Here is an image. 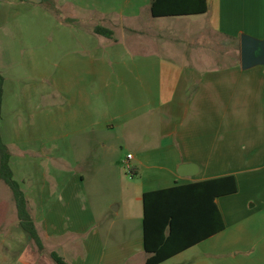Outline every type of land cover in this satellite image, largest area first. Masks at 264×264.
Listing matches in <instances>:
<instances>
[{
    "label": "crops",
    "instance_id": "obj_1",
    "mask_svg": "<svg viewBox=\"0 0 264 264\" xmlns=\"http://www.w3.org/2000/svg\"><path fill=\"white\" fill-rule=\"evenodd\" d=\"M63 1L89 31L63 37L61 53L54 42L66 61L60 102L33 114L27 95L21 128L10 117L21 97L3 74L0 130L45 245L21 230V249L12 232L13 264H56L53 252L68 264H147L146 226L172 253L158 264H264V65L242 67V35L264 40V0ZM210 37H226L232 64H204ZM53 90L29 94L46 105ZM86 161L90 180L129 197L121 239L113 216L124 204L98 216L77 170ZM183 163L198 173L180 176ZM227 175L238 190L214 192ZM100 219L111 220L104 233Z\"/></svg>",
    "mask_w": 264,
    "mask_h": 264
},
{
    "label": "rangeland",
    "instance_id": "obj_2",
    "mask_svg": "<svg viewBox=\"0 0 264 264\" xmlns=\"http://www.w3.org/2000/svg\"><path fill=\"white\" fill-rule=\"evenodd\" d=\"M71 11L73 12L70 7L65 6L63 0H43L39 4L26 0H0V70L8 80L13 81L17 88V96L22 99L19 100L22 102L21 105L18 102L17 109L14 111L12 108L10 115L12 119L19 121L21 128L25 127L26 116L22 114V111L28 106L25 100L27 95L32 98L33 111L31 113L33 114L37 111L48 110L60 102V92L55 90L56 86L60 85L58 84L59 76H57L58 57H61L60 69H62L61 64L66 61L62 59V55L59 56L58 47H55L54 42L60 38L61 53L66 46L63 37L78 38L89 31L78 22L70 24L73 21V18L69 17ZM80 20L83 21V18ZM177 33V35L180 34L179 30ZM72 45L69 43L68 48ZM206 46L209 47L207 51L209 59L205 60L204 64L209 66L232 64L233 48L227 42L226 37H220L218 40L210 37ZM40 56L42 60L39 59ZM50 88L54 89L48 98L50 104H38L34 96L29 94L36 92L37 95ZM28 125L31 128V124ZM127 153L128 150L125 147L118 148L113 158L124 160ZM52 163L54 164V161ZM87 164V161L85 165L84 162H80L77 170L86 176L88 198L92 201L98 216L110 211V203L116 200L115 198L124 204L122 211L113 216L116 229L120 232V235L117 232V238L121 239L123 236L120 226L125 203L129 197L127 195L122 197L123 188L105 187L103 182L97 186L90 180V173L84 171ZM18 220L14 193L0 178V264H13L15 261L16 254L9 249V238L12 232L16 233L19 245L22 244L21 249L25 245L24 240L26 239L21 236L23 229L19 226ZM110 221L108 219L98 221V227L103 233Z\"/></svg>",
    "mask_w": 264,
    "mask_h": 264
},
{
    "label": "trees",
    "instance_id": "obj_3",
    "mask_svg": "<svg viewBox=\"0 0 264 264\" xmlns=\"http://www.w3.org/2000/svg\"><path fill=\"white\" fill-rule=\"evenodd\" d=\"M98 33L113 36L114 33L110 29H105L102 27L97 28ZM4 84H5V76L0 71V116L3 110V98H4ZM11 152L9 150L8 145L5 143L1 130H0V178L12 189L16 201L18 218L20 221V226L23 229L24 233L26 234L28 240L32 242L38 249L40 253L45 252V245L41 238L38 226L33 218L29 201L26 197L25 191L22 188L21 184L15 179L14 171L11 166ZM214 181H218L215 186H213L214 192L221 194H231L238 190L237 183L235 180L234 175H227L217 179ZM163 191L168 190H159V191H152L145 194V196H149L155 193H161ZM147 225V221H146ZM146 238V250L150 253H154L155 255L148 259L147 264H158L164 260H167L172 256L170 250L166 249L161 252L162 247L160 250L158 249V244L162 241L160 235L153 234L151 229L146 226L145 232ZM165 248L169 247L164 244ZM164 248V249H165ZM51 258L54 260L56 264H68L66 260L56 252L51 253Z\"/></svg>",
    "mask_w": 264,
    "mask_h": 264
},
{
    "label": "water",
    "instance_id": "obj_4",
    "mask_svg": "<svg viewBox=\"0 0 264 264\" xmlns=\"http://www.w3.org/2000/svg\"><path fill=\"white\" fill-rule=\"evenodd\" d=\"M34 3H42L43 0H26ZM264 65V40L250 35H242V67ZM199 171V166L194 163H183L178 168V174L182 177H193Z\"/></svg>",
    "mask_w": 264,
    "mask_h": 264
},
{
    "label": "built area",
    "instance_id": "obj_5",
    "mask_svg": "<svg viewBox=\"0 0 264 264\" xmlns=\"http://www.w3.org/2000/svg\"><path fill=\"white\" fill-rule=\"evenodd\" d=\"M128 158L131 159L132 158V155L130 154L128 156ZM127 170H128L129 173H132V166L129 163L127 164Z\"/></svg>",
    "mask_w": 264,
    "mask_h": 264
}]
</instances>
